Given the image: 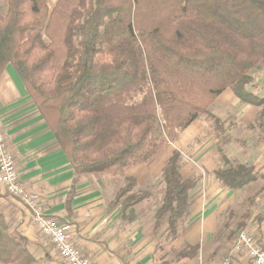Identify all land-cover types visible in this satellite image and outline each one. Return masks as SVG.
<instances>
[{
	"label": "trees",
	"instance_id": "trees-1",
	"mask_svg": "<svg viewBox=\"0 0 264 264\" xmlns=\"http://www.w3.org/2000/svg\"><path fill=\"white\" fill-rule=\"evenodd\" d=\"M46 1L7 0L0 76L13 67L76 178L146 165L202 115L223 136L206 107L226 89L240 103L264 104L248 90L251 71L264 64V0H57L50 12ZM181 160L174 149L165 162L155 214L166 216L172 238L196 186L182 179ZM221 161L214 175L223 188L264 179L253 166ZM136 187L126 177L108 205L125 222L149 196ZM196 253L186 247L178 256ZM0 264H36L1 212Z\"/></svg>",
	"mask_w": 264,
	"mask_h": 264
},
{
	"label": "crops",
	"instance_id": "crops-1",
	"mask_svg": "<svg viewBox=\"0 0 264 264\" xmlns=\"http://www.w3.org/2000/svg\"><path fill=\"white\" fill-rule=\"evenodd\" d=\"M260 70V79L255 81H259L264 92V64ZM23 86L13 67L7 65L0 76V122L19 180L36 194L45 216L70 226L71 241L93 264H220L228 255L239 231L237 226L246 215L243 229L264 246V191L251 192L264 179L240 190L223 188L214 175L223 168L219 159V149L223 150V146L204 145L198 150L199 155H195L197 158L188 161L181 153L183 150L175 149L183 157L179 169L182 179H193L196 186L189 193L188 209L179 220L175 238L163 248L147 234L137 217L125 222L118 216V207L109 209L112 198L106 190V178L99 177L101 174L75 177L66 153ZM213 104L240 107L241 111L249 112L256 109L240 103L229 89L217 96ZM240 117L243 121L247 119ZM238 150V164L253 166L264 175V140L245 144ZM155 161L132 168L125 176L137 182L151 181L159 173L162 175L165 166L154 168ZM0 212L8 230L26 241L27 251L36 264L57 263L54 250L47 252L42 246L41 236L18 200L3 194ZM186 247H197L196 255L178 256ZM169 251L176 256L168 254ZM231 258L234 264H244L247 260L240 253Z\"/></svg>",
	"mask_w": 264,
	"mask_h": 264
},
{
	"label": "rangeland",
	"instance_id": "rangeland-1",
	"mask_svg": "<svg viewBox=\"0 0 264 264\" xmlns=\"http://www.w3.org/2000/svg\"><path fill=\"white\" fill-rule=\"evenodd\" d=\"M54 0H47V9L50 12L52 9ZM51 3V4H50ZM7 11V0H0V15L4 16ZM263 64L257 65L252 71V78L254 81L248 87V90L254 94V92L258 93L256 96L264 97L262 95L264 92L263 89L260 87L259 81H255L256 78L260 79L261 76V67ZM255 95V94H254ZM215 99L211 102V104L206 107L207 111L217 117L220 122L221 126L224 130V135L219 137L215 134L213 123L206 116H200L193 124L192 127L188 131L184 130L182 133L178 135V137L167 147H165L156 157L154 160L156 165L154 168L162 169L164 162H166L167 158L171 154L174 149L183 150L181 153L184 158L188 161L189 159H196V154L199 155V149L204 145L214 146L221 145L223 146L219 149V159L221 160L225 157L230 163L238 164V158L240 155V151L238 150L240 147L245 146L248 143H259L264 140V104L261 107H256L255 111H241L240 107L235 108L234 106H230L227 108L220 107L219 105L213 104ZM213 104V105H212ZM212 105V106H211ZM237 113V114H236ZM240 115L245 116L247 119L243 121ZM251 120L250 122H247ZM191 136V137H190ZM224 138V139H222ZM240 145V146H239ZM232 146V147H231ZM236 149V150H235ZM193 157V158H192ZM183 159V157H182ZM220 160V161H221ZM185 162V160H184ZM183 164V161L181 160ZM162 166V167H161ZM99 177L106 178L108 181L106 184V190L109 192V195L112 199H114L115 193L121 188L125 183V176L124 174H115L109 175L106 173H99ZM137 182V181H136ZM251 192H261L264 191V180L259 181V183L253 186ZM250 189V190H251ZM2 190V191H1ZM164 182L162 175H159L151 181L148 182H137V187L134 190L135 192H145L149 196L148 198L144 199L139 204L134 206V211L136 213L137 220L142 222L144 227L147 229V234L151 235L153 239H157L158 245L166 247L168 242L172 239L170 237L167 230V218L164 216L160 220L155 218L156 211L160 207L163 196H164ZM116 191V192H115ZM1 194L7 195L3 188L0 187ZM112 201V200H111ZM119 207V206H117ZM240 230V229H238ZM237 230V231H238ZM41 240L44 241V239ZM47 252H51L53 249L52 247H45ZM168 254H175V252L169 251ZM54 256V255H53ZM176 256V254H175ZM55 261L56 264H64L61 260H57V254L55 253Z\"/></svg>",
	"mask_w": 264,
	"mask_h": 264
},
{
	"label": "built area",
	"instance_id": "built-area-1",
	"mask_svg": "<svg viewBox=\"0 0 264 264\" xmlns=\"http://www.w3.org/2000/svg\"><path fill=\"white\" fill-rule=\"evenodd\" d=\"M15 163L8 152L6 136L0 122V187L10 197L18 200L27 210L29 220L37 229L42 246L52 247L58 258L64 264H93L71 241L70 226L60 224L45 216L44 209L33 192L28 190L19 180ZM245 254L244 264H264V250L257 244L253 235L245 229H240L230 246L228 255L220 264H234L231 255Z\"/></svg>",
	"mask_w": 264,
	"mask_h": 264
}]
</instances>
